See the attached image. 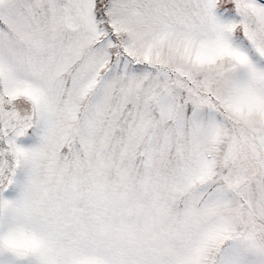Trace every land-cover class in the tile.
Masks as SVG:
<instances>
[{"label": "snow or ice", "instance_id": "6c2138e0", "mask_svg": "<svg viewBox=\"0 0 264 264\" xmlns=\"http://www.w3.org/2000/svg\"><path fill=\"white\" fill-rule=\"evenodd\" d=\"M0 264H264V0H0Z\"/></svg>", "mask_w": 264, "mask_h": 264}]
</instances>
